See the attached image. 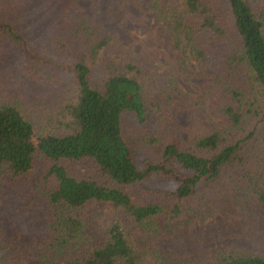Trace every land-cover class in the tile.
Instances as JSON below:
<instances>
[{
    "label": "trees",
    "instance_id": "16d2710c",
    "mask_svg": "<svg viewBox=\"0 0 264 264\" xmlns=\"http://www.w3.org/2000/svg\"><path fill=\"white\" fill-rule=\"evenodd\" d=\"M29 3L0 0V40L36 73L50 66L71 78L55 111L36 114L21 99L0 95V200L12 182L47 163L33 188L47 207L42 233L19 245L0 231V264H26V248L40 264H200L174 246L176 220L249 215L254 203L264 204V0H148L169 49L210 64L214 88L223 85L224 123L187 142L167 135L173 79L162 78L155 98L142 61L104 55L124 50L116 33L58 0L43 35ZM117 11L110 5L108 17ZM207 33L232 44L225 52L211 48ZM134 147L148 154L139 157ZM152 181L167 186L141 189L146 199L136 193ZM89 202L128 216L140 237L118 220L93 233L82 216ZM202 264H264V255L234 248Z\"/></svg>",
    "mask_w": 264,
    "mask_h": 264
},
{
    "label": "rangeland",
    "instance_id": "374dc122",
    "mask_svg": "<svg viewBox=\"0 0 264 264\" xmlns=\"http://www.w3.org/2000/svg\"><path fill=\"white\" fill-rule=\"evenodd\" d=\"M28 14L33 19L34 30L48 32L49 21L56 11L58 0H29ZM74 13L86 12L95 26L103 31L114 32L124 50L104 52L117 60L136 57L149 68L150 76L146 84L150 93L160 99L159 85L163 79L171 78L178 89L172 92L168 102V112L172 123L167 128L170 138L188 141L201 136L211 128L224 123L219 111L223 85L214 88L213 77L216 73L210 64L202 65L195 57L173 53L168 47L167 36L161 32L153 14L147 8L148 0H70ZM118 6L115 19L108 17L110 5ZM120 5V6H119ZM207 45L221 52L231 46L230 39H217L212 33L204 36ZM7 44V43H6ZM0 40V95L21 99L26 108L36 114L55 111L59 102L61 88L69 83L68 73H58L47 67L45 73H36L37 68L30 66L29 59H17L9 45ZM36 60V59H30ZM51 75L52 77L48 76ZM129 118V121L133 119ZM158 119V120H157ZM156 126L161 120L156 118ZM167 123V121L165 120ZM163 137H166L163 135ZM139 157L146 156L144 148L134 147ZM47 169V163L40 161L33 173L21 181L12 182L6 196L0 200V231L5 238L22 245L32 235H41L42 221L47 212L44 199L34 193L35 181ZM163 182H145L137 185L136 193L143 196L141 189L164 188ZM146 194V193H145ZM83 219L96 235L102 234L114 220L140 237L128 216L113 209L107 202H89ZM173 229L177 239L174 246H180L185 256L200 264L207 261L217 251L244 248L264 255V204H253L249 215L241 211H231L226 215L217 212L204 221L194 219L185 225L183 218L175 221ZM26 264H40L36 253L23 250ZM63 264V260H60Z\"/></svg>",
    "mask_w": 264,
    "mask_h": 264
}]
</instances>
